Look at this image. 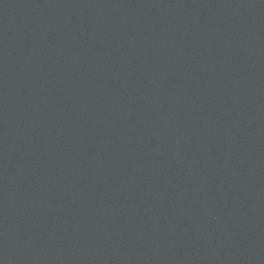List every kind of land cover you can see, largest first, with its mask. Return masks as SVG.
Instances as JSON below:
<instances>
[{
    "label": "water",
    "instance_id": "water-1",
    "mask_svg": "<svg viewBox=\"0 0 264 264\" xmlns=\"http://www.w3.org/2000/svg\"><path fill=\"white\" fill-rule=\"evenodd\" d=\"M0 264H264V0H0Z\"/></svg>",
    "mask_w": 264,
    "mask_h": 264
}]
</instances>
